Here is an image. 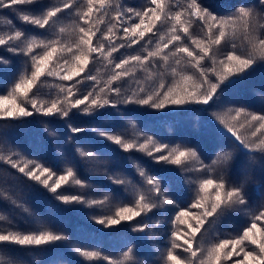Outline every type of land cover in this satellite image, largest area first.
Returning <instances> with one entry per match:
<instances>
[{"label": "snow or ice", "instance_id": "snow-or-ice-1", "mask_svg": "<svg viewBox=\"0 0 264 264\" xmlns=\"http://www.w3.org/2000/svg\"><path fill=\"white\" fill-rule=\"evenodd\" d=\"M257 4L258 8L240 4L234 12L219 15L205 6L203 0H187L186 5L173 0H148L140 10L123 7L120 0H62L57 5H44L43 0H0V10L21 6L15 8L17 18L48 33L32 34L18 28L10 19L0 17L5 25L0 28V48L13 56L27 58L26 66L11 87L0 94V120L36 115L58 117L65 121L70 132L84 133L85 128L71 121L79 120L81 114L95 117L101 109L117 108L120 104L154 110L170 107L193 110L191 106H200L195 110L207 114L209 123L232 138L215 158L203 149L172 146L144 133H139L144 136L142 141L108 131L97 133L125 152H140L156 164L176 166L165 167L161 172L178 169L190 174L184 180L191 189L190 200L177 203L180 197L175 190L169 192L162 186L159 174L150 175L136 165L139 186L132 180L109 177L117 185L131 187L132 202L117 206L111 215L94 219L109 228L136 221L132 231L137 233L159 231L158 226L167 223L171 227L166 234L168 245L162 252L163 264H264V202L253 209L248 188L257 166L264 174V108L252 111L235 104L224 107L227 90L264 66V33L261 32L264 0H257ZM37 5L38 8L34 7ZM69 9L75 19L64 24L60 14ZM194 21L200 22L202 36L190 32ZM238 37L243 38L242 48L238 50V45L232 42L231 50L218 55L222 44ZM136 45H140V51L134 54L114 55L120 49ZM170 61L175 66L169 67ZM97 62L110 68L106 79L96 74ZM182 62L194 72L182 70ZM11 63L0 55V66ZM90 64L93 69L89 68ZM157 68L164 70L160 73L162 78L154 86H146L157 75L154 71ZM9 70L0 67V72ZM138 72L144 74L143 78L137 77ZM166 74L172 77L170 82L163 78ZM50 77L60 83L55 85V95L50 93L45 97L40 94L41 88ZM128 79L136 86L124 92L123 84ZM85 81L91 84L82 92L78 86ZM78 151L88 159L96 155ZM206 159L210 163H205ZM0 161L41 184L64 204L96 205L108 200L105 196L103 200L88 201L82 195L59 192L62 185L70 183L86 186V181L72 167L57 175L49 167L24 158L14 160L11 155H0ZM254 191L264 198V183ZM3 198L10 199L0 191V199ZM232 212H241L248 218L237 234L225 235L205 246L204 234L208 231L205 225ZM165 213L166 222L155 219ZM4 219L0 214V221ZM66 240L67 235L43 223L28 232L0 228V252L5 244L33 249ZM77 252L89 261L103 260L107 264H140L137 257L143 254L139 243L126 246L120 257L96 250L77 249ZM4 258L0 255V262ZM8 264L16 261L9 256Z\"/></svg>", "mask_w": 264, "mask_h": 264}, {"label": "trees", "instance_id": "trees-1", "mask_svg": "<svg viewBox=\"0 0 264 264\" xmlns=\"http://www.w3.org/2000/svg\"><path fill=\"white\" fill-rule=\"evenodd\" d=\"M173 2L187 4V0H173ZM43 3L57 5L62 3V0H43ZM120 3L123 7L140 10L148 4V0H120ZM203 3L219 15L234 12L235 7L240 4L259 7L257 0H203ZM17 7L21 6L0 10V17L5 20L10 19L18 28L32 34L48 35L45 30L21 22L15 14ZM34 7L38 8L39 5ZM60 16L64 24H70L75 19L70 9L65 10ZM261 22L264 23V21ZM0 28H5L3 20H0ZM190 32L194 36H202L200 22L194 21ZM261 32L264 33V29ZM232 42L238 45V50L243 47V38L238 37L234 41L222 44L218 55L231 50ZM138 51H140V45L120 49L114 55L119 57L121 54H134ZM0 55L9 58L12 62L10 66H0L10 68L9 71L0 72V94H3L26 66L27 58L22 55L13 56L3 48H0ZM172 66L175 65L170 61L169 67ZM180 67L182 70L194 72V69L185 67L183 62ZM89 68L93 69V65L90 64ZM95 70H98L96 74L102 79H106L110 74V68L105 67L103 62H97ZM154 71L157 75L146 86H154L162 78L160 76V73L164 71L162 68L154 69ZM143 76V73H137L138 78ZM163 78L168 82L172 80V77L167 74ZM47 79L48 84L41 88L40 93L45 97L50 93L55 95L57 91L55 85L60 83L56 78ZM90 84L91 82L85 81L78 87L83 92ZM135 86L133 80L128 79L123 84V91L127 92L129 88ZM224 99L227 101L224 107H232L235 104L252 111L264 108V66H259L246 80L228 89ZM191 107L193 110L175 107L154 110L146 106L120 104L117 108L101 109L95 117L81 114L79 120L71 121L74 125L85 128L84 133L70 132L65 121L58 117L36 115L20 120H0V155H11L14 160L24 158L34 161L49 167L57 175L62 174L63 169L72 167L77 175L86 181V186L80 187L70 183L62 185L59 192L82 195L88 201L103 200L105 196L108 197L103 204H64L56 200L55 195L41 184L29 179L17 169L12 168L10 164L0 161V191L10 197V199H0V214L5 217L0 221V228L28 232L35 230L38 224L43 223L50 229L68 236L66 241H58L33 249L5 244L4 251L0 252V255H4L5 258L0 264H8L9 256L16 261V264H107L103 260L89 261L81 257L77 249L96 250L105 255L120 257L126 250V246L137 243L143 253L137 257L140 264H163L162 252L168 245L166 234L170 225L167 223L159 225V231L137 233L132 231L136 221L109 228L98 224L94 218L111 215L117 206L132 202L131 187L115 184L109 179L110 176L132 180L139 186L140 177L136 173L135 166L140 165L150 175L159 174L162 177V186L169 192L175 190L180 197L177 203H181L191 198V189L184 182L185 177L190 174L180 172L178 169L175 172H161L160 170L165 167L173 169L176 166L156 164L151 162V157L140 152H125L97 133L108 131L128 139L138 138L141 141L144 136H140L139 133H144L145 136L172 146H192L198 151L203 149L211 158H215L217 152L232 142V138L226 133L219 132L214 124L209 123L207 114L195 110L200 106ZM78 149L91 151L96 155L93 159H88L81 156ZM205 163H210V160L206 159ZM54 179L56 177H53ZM262 183H264V174L257 166L248 185L253 209L264 202V198L254 191ZM176 198L173 196V199ZM167 215V213L162 216L157 215L155 219L166 222ZM247 219L241 212H232L211 224H206L205 228L208 231L204 234L205 246L210 241L225 235H236ZM137 237H144V239L137 241Z\"/></svg>", "mask_w": 264, "mask_h": 264}]
</instances>
